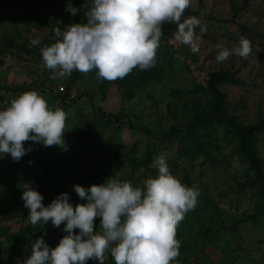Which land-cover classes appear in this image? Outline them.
Segmentation results:
<instances>
[{
	"label": "rangeland",
	"instance_id": "obj_1",
	"mask_svg": "<svg viewBox=\"0 0 264 264\" xmlns=\"http://www.w3.org/2000/svg\"><path fill=\"white\" fill-rule=\"evenodd\" d=\"M69 4L79 9L75 16ZM89 9V0H0V109L36 91L65 112L68 145L64 151L26 141L32 150L18 162L0 154V264H22L41 236L54 248L67 235L63 225L28 221L25 183L42 193L45 206L64 192L75 206L87 202L75 185L111 177L143 187L158 175L153 165L161 156L171 174L199 192L196 208L177 226L174 264H264V187L232 127L264 118V0H191L181 22L201 21L198 52L174 39L176 24L160 41L153 68L115 81L98 79L96 70L52 79L41 49L56 42L55 28L86 23ZM241 38L251 44L249 57L217 62L218 52L239 47ZM219 71L240 80L220 85L222 99L210 88ZM254 140L264 164L263 127ZM104 264H115L110 253Z\"/></svg>",
	"mask_w": 264,
	"mask_h": 264
},
{
	"label": "clouds",
	"instance_id": "obj_2",
	"mask_svg": "<svg viewBox=\"0 0 264 264\" xmlns=\"http://www.w3.org/2000/svg\"><path fill=\"white\" fill-rule=\"evenodd\" d=\"M89 3L86 23L65 25L63 31L55 28L56 42L41 49L52 79L96 70L98 79L115 81L133 69L155 67L165 22L178 25L176 41L189 45L194 53L199 51L195 28L201 21L192 17L181 22L191 0ZM66 11L75 16L79 9L69 4ZM251 51L249 40L241 38L239 47L220 50L216 60L222 63L233 54L247 58ZM65 124L63 110L52 109L36 91L24 92L0 109V154L2 158L9 154L18 162L32 150L25 147L26 141L67 151ZM153 166L158 175L148 178L143 187L111 177L91 187L75 185V193L87 201L75 206L67 192L45 206L42 193L25 183L21 199L29 210L28 221L33 226L49 221L56 228L63 225L67 235L54 248L41 236L22 264H87L90 259L104 264L107 253L115 264H174L180 254L177 226L196 208L199 192L171 174L164 157H157ZM98 217L100 228L96 230Z\"/></svg>",
	"mask_w": 264,
	"mask_h": 264
},
{
	"label": "trees",
	"instance_id": "obj_3",
	"mask_svg": "<svg viewBox=\"0 0 264 264\" xmlns=\"http://www.w3.org/2000/svg\"><path fill=\"white\" fill-rule=\"evenodd\" d=\"M189 14V10L186 9L183 16H187ZM176 26V23L165 22L162 27L163 36L161 38L164 39L173 28ZM240 80H237L233 74L228 71H219L212 75V79L210 81V88L212 91L219 97L223 98V94L220 92V85L223 83H239ZM236 135L240 140V150L241 152L248 158L251 164L252 171L254 172V176L257 180H259L264 187V164L262 159L258 154V150L256 148V143L254 140V134L257 129L264 128V118L261 123L257 126H234L232 125Z\"/></svg>",
	"mask_w": 264,
	"mask_h": 264
},
{
	"label": "built area",
	"instance_id": "obj_4",
	"mask_svg": "<svg viewBox=\"0 0 264 264\" xmlns=\"http://www.w3.org/2000/svg\"><path fill=\"white\" fill-rule=\"evenodd\" d=\"M60 90H61V91H65V88H64V87H61Z\"/></svg>",
	"mask_w": 264,
	"mask_h": 264
}]
</instances>
